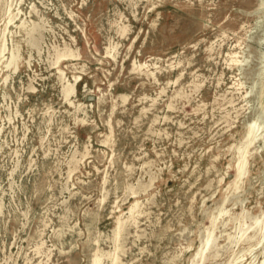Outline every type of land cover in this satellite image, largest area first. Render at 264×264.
I'll list each match as a JSON object with an SVG mask.
<instances>
[{"label": "rangeland", "instance_id": "obj_1", "mask_svg": "<svg viewBox=\"0 0 264 264\" xmlns=\"http://www.w3.org/2000/svg\"><path fill=\"white\" fill-rule=\"evenodd\" d=\"M262 1H0V264H197L207 230L215 246L200 264L262 259L238 240L264 211L261 142L233 188L261 101L247 109L249 68L230 63L250 52L264 72ZM65 46L79 57L52 64ZM56 67L78 76L74 105Z\"/></svg>", "mask_w": 264, "mask_h": 264}, {"label": "bare ground", "instance_id": "obj_2", "mask_svg": "<svg viewBox=\"0 0 264 264\" xmlns=\"http://www.w3.org/2000/svg\"><path fill=\"white\" fill-rule=\"evenodd\" d=\"M1 1V0H0ZM261 4H264V1L261 2ZM6 7V6H5ZM10 7L11 5H8L7 6V9H6V12L9 13V10H10ZM1 11V10H0ZM4 11V9H3ZM263 16V15H262ZM15 17V16H14ZM12 15H9L8 16V22H10L13 18H14ZM23 26V23H21ZM6 26V25H5ZM119 26V25H118ZM25 28V27H24ZM38 25L37 24H32L31 27L29 28V30L27 31V34L29 36V42L30 44L32 45H35L37 44L38 42V39L34 38L33 37V33L37 30ZM118 28V27H117ZM120 29V32L121 33H124L126 31V27L123 25V26H120L119 27ZM249 30V29H248ZM249 32V31H248ZM261 32H264V25L261 29ZM264 34V33H263ZM264 44V36H259L258 38V43H262ZM29 44V45H30ZM3 42L1 41V44H0V54L1 52L3 51ZM107 48V47H106ZM54 51V49H53ZM111 51V50H110ZM107 54H110L109 51H107ZM239 53H232L231 56H230V60L232 64H234L237 68V70L241 71L242 74L245 73V67L248 66V70H249V74L251 76V85L249 86V90L246 89L245 91V94L243 96V98L245 99V102L247 103L246 105H248L247 109H251V103L250 102H253L255 99H259V102L261 101V104L259 106V108L253 113H251V118L250 120H248V123H247V130H246V133H245V142L243 143V145L241 146H238L237 147V150L239 152V161L238 163L236 164L237 167H236V174H235V178L233 180V188L236 190L239 188V181H240V178L241 176H243V174L245 172H247V160L249 158V156L252 154V150L250 149V146L253 145L254 143H256V141H259L261 142L262 145H260V148L261 149H264V88L263 90H261V87L262 85L264 86V72H262L261 70L257 72V69H253L251 70L249 67L250 66V62H251V53L248 52V56L245 55L244 52H242L241 54L242 55H238ZM19 55V54H18ZM112 55V54H111ZM18 57V56H17ZM79 57V53L78 51H73L72 49L68 48V47H64V48H61V49H56L55 50V61L52 62V64L54 65H57L61 60L63 59H71V58H78ZM10 59V58H9ZM114 60V59H112ZM11 61L8 60V62ZM11 63V62H10ZM16 63V62H15ZM134 63V62H133ZM53 65V66H54ZM133 65V64H132ZM58 66V65H57ZM141 67L142 66H135V64L133 65V70H141ZM76 68V67H75ZM57 70V76H58V79L61 83V94L64 98V100H66L70 105H74L72 101L69 100V97H71V95L74 94L75 91V82L77 81L78 79V76H73V80L72 81H69V80H66L64 77H63V71L59 68V67H56ZM247 75V74H246ZM56 77V76H55ZM8 78V76H6V79ZM31 84V83H30ZM239 86L241 87H244V82H240L238 84ZM123 99H126V96H122ZM156 105V104H155ZM74 107V106H72ZM113 109H114V106H113ZM78 111V110H77ZM17 112V111H16ZM84 112V111H83ZM14 115V114H13ZM9 117V115H8ZM77 118V117H76ZM10 119V118H9ZM79 119V118H78ZM51 121V120H50ZM85 121V120H84ZM86 123V122H84ZM83 123V124H84ZM81 124V125H83ZM109 130V129H108ZM109 134V133H108ZM105 135L106 136H108ZM111 134V133H110ZM111 136V135H109ZM110 138V137H107V139ZM106 139V138H105ZM107 143V142H106ZM107 145V144H105ZM85 148V147H84ZM252 148V147H251ZM236 149V148H235ZM87 150V149H86ZM87 154V153H86ZM83 157V156H82ZM238 157V156H237ZM79 161V160H78ZM72 164V163H71ZM72 168V167H71ZM74 168V166H73ZM74 171V169H73ZM72 171V172H73ZM152 178V177H151ZM221 179V178H220ZM218 182V181H217ZM20 186V185H19ZM132 186V185H131ZM132 188V187H131ZM140 189V188H139ZM151 189V188H150ZM102 192L103 191V188L101 190ZM133 191V190H132ZM227 191V190H226ZM141 192V191H140ZM106 193V192H105ZM132 193V192H130ZM103 193H101L102 195ZM132 196V195H130ZM229 196V195H228ZM104 197V196H103ZM227 199V198H226ZM103 200V198H102ZM100 201V200H99ZM98 201V202H99ZM105 201V200H104ZM140 202V201H139ZM225 202V200H224ZM223 203V202H222ZM221 203V204H222ZM141 204V203H140ZM244 204V203H243ZM139 206V203L138 201H134L131 206L129 207L127 213L129 214L128 218L127 219H133V215L136 211V209L138 208ZM216 208V207H214ZM220 208V207H218ZM226 212V211H225ZM221 208L218 209V214H219V217H221L220 215L224 214L225 213ZM228 212V211H227ZM226 212V213H227ZM240 214V213H239ZM217 215V214H216ZM248 215H250L248 213ZM218 216V215H217ZM242 216V215H240ZM245 217H246V214H245ZM248 217V216H247ZM246 217V218H247ZM250 217V216H249ZM216 217H213L211 219V226H213V223L215 221ZM229 219V218H228ZM249 219V218H247ZM252 223L250 225H248L246 228H239V237H238V240H243V241H250L249 244H248V247L245 249V251H250V250H254L256 248L260 249L261 252L260 254L262 255V259L257 263V264H264V211H261L258 215L256 216H253L252 218ZM249 219V220H251ZM239 220V219H238ZM246 220V219H245ZM113 221V220H112ZM134 221V220H133ZM232 221V220H231ZM124 222L126 221H123L122 220V217H117L116 219V227L115 229L113 230V238L114 240L116 241L117 240V237L119 236V233L121 231V229L123 228V225H124ZM128 222V221H127ZM228 222V221H227ZM230 222V220H229ZM233 222V221H232ZM246 222V221H245ZM136 223V222H135ZM209 223V222H208ZM216 223V222H215ZM244 223V222H243ZM221 224V223H220ZM224 224V223H222ZM240 225V224H239ZM210 226V227H211ZM188 229V228H187ZM183 230V229H182ZM202 231V230H201ZM124 232V231H123ZM213 232V231H212ZM212 232L210 230H207V235L205 237V239L201 242V245L199 246V248L197 249L196 253L194 254L193 256V263H197V264H200L201 261L203 260V257L205 256V254H207V252L212 248L214 247V238L212 236ZM199 233V232H198ZM123 234V233H121ZM237 234V233H236ZM54 235V233H53ZM52 235V236H53ZM61 235V233H60ZM259 235V238L257 237ZM57 235H55L56 237ZM181 236V235H180ZM59 237V236H57ZM56 237V238H57ZM122 237V236H121ZM215 237V236H214ZM58 239V238H57ZM56 239V240H57ZM121 239V238H120ZM228 239H231L230 235H228ZM255 239V241L253 240ZM227 240V239H226ZM254 241V242H251V241ZM98 241L95 240V242ZM119 242V241H118ZM229 242V241H228ZM233 241H231L232 243ZM237 242V241H236ZM41 243V242H40ZM98 243V242H97ZM42 244V243H41ZM95 244V243H94ZM121 244V243H120ZM119 244V245H120ZM118 245V244H117ZM118 245V246H119ZM36 246V244H35ZM115 247V250L117 249V247ZM121 246V245H120ZM227 246V245H226ZM38 247V246H37ZM114 247V246H113ZM231 247V246H230ZM36 249V248H35ZM39 248H37L36 250H38ZM220 250V249H218ZM113 251V250H111ZM217 251V250H216ZM244 252V251H243ZM95 253V252H94ZM97 253V251H96ZM37 254V252H36ZM118 254V253H117ZM217 254V253H216ZM119 255V254H118ZM117 255V256H118ZM101 256L102 254H95L94 257L92 258L91 260V264H100V259H101ZM108 256H111V255H108ZM242 257V256H239V257H236L234 258L233 260L231 259V261H228L226 264H237L239 258ZM206 258V257H205ZM217 258V256H215V259ZM109 259V257H108ZM108 261V260H107ZM111 261V260H110ZM117 257L116 256H112V263L113 264H116L117 262ZM191 261V259H190ZM191 261V263H192ZM206 261V260H205ZM204 262V261H202ZM103 263V262H102ZM119 264V263H118ZM203 264V263H202ZM249 264V263H248ZM250 264H253V263H250Z\"/></svg>", "mask_w": 264, "mask_h": 264}]
</instances>
